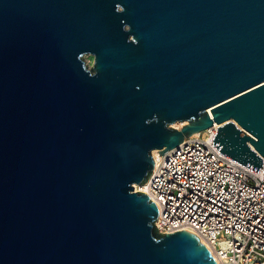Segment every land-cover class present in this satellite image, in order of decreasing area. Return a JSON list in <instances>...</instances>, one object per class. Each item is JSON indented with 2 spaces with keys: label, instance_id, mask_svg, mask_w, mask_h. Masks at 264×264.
I'll return each mask as SVG.
<instances>
[{
  "label": "water",
  "instance_id": "obj_1",
  "mask_svg": "<svg viewBox=\"0 0 264 264\" xmlns=\"http://www.w3.org/2000/svg\"><path fill=\"white\" fill-rule=\"evenodd\" d=\"M214 124L256 173L264 0H0V264H217L134 191Z\"/></svg>",
  "mask_w": 264,
  "mask_h": 264
},
{
  "label": "built area",
  "instance_id": "obj_2",
  "mask_svg": "<svg viewBox=\"0 0 264 264\" xmlns=\"http://www.w3.org/2000/svg\"><path fill=\"white\" fill-rule=\"evenodd\" d=\"M217 127L156 151L147 182L134 191L156 205L160 234L189 231L217 264H264V159L255 173L220 154Z\"/></svg>",
  "mask_w": 264,
  "mask_h": 264
},
{
  "label": "rangeland",
  "instance_id": "obj_3",
  "mask_svg": "<svg viewBox=\"0 0 264 264\" xmlns=\"http://www.w3.org/2000/svg\"><path fill=\"white\" fill-rule=\"evenodd\" d=\"M83 60H85L86 64L88 65V67H91V65L93 64V58L89 55L84 56ZM175 127L180 128L181 125L180 124H175ZM138 188L137 186H134V190Z\"/></svg>",
  "mask_w": 264,
  "mask_h": 264
},
{
  "label": "bare ground",
  "instance_id": "obj_4",
  "mask_svg": "<svg viewBox=\"0 0 264 264\" xmlns=\"http://www.w3.org/2000/svg\"><path fill=\"white\" fill-rule=\"evenodd\" d=\"M195 135H196V134H195ZM155 154H156V150H153V151H152V155L155 156Z\"/></svg>",
  "mask_w": 264,
  "mask_h": 264
},
{
  "label": "snow or ice",
  "instance_id": "obj_5",
  "mask_svg": "<svg viewBox=\"0 0 264 264\" xmlns=\"http://www.w3.org/2000/svg\"><path fill=\"white\" fill-rule=\"evenodd\" d=\"M116 6L119 7V4H117Z\"/></svg>",
  "mask_w": 264,
  "mask_h": 264
},
{
  "label": "flooded vegetation",
  "instance_id": "obj_6",
  "mask_svg": "<svg viewBox=\"0 0 264 264\" xmlns=\"http://www.w3.org/2000/svg\"><path fill=\"white\" fill-rule=\"evenodd\" d=\"M90 68V67H89Z\"/></svg>",
  "mask_w": 264,
  "mask_h": 264
}]
</instances>
